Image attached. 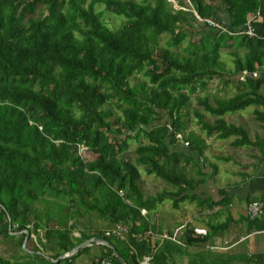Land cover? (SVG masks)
Here are the masks:
<instances>
[{"label": "trees", "instance_id": "16d2710c", "mask_svg": "<svg viewBox=\"0 0 264 264\" xmlns=\"http://www.w3.org/2000/svg\"><path fill=\"white\" fill-rule=\"evenodd\" d=\"M177 2L178 9L167 0H0V237L21 252L12 261L0 256V264H73L83 253L90 254L89 264H121L110 247L96 241L57 261L94 238L109 244L125 264H143L144 258L148 264H173L174 256L187 252L188 264H264L261 254L209 250L212 237L233 221L231 197L229 187L219 189L217 199L196 193L218 166L204 162L207 145L187 132L184 119L197 88L223 78L220 51L238 39L245 52L235 58L234 73L246 72L238 80L248 92L214 98L215 104L196 97L200 110L194 114L207 138L233 137V147L264 153V137L251 140L242 126L224 119L255 106L253 118L264 125V94L258 92L264 73L251 77L264 68V0ZM97 5L121 18L120 24L108 27ZM207 19L223 28L209 26ZM248 19L253 36L243 33ZM163 34L168 39L162 47ZM208 37L215 40L210 48ZM114 100L126 108L124 119L111 126L107 106ZM205 113L214 120H204ZM130 140L138 141L134 156ZM84 150L91 159L83 157ZM139 166L173 189L144 196ZM167 199L173 209L189 201L209 212L218 208L215 213L224 211L226 218L207 221L204 236H193L187 224L175 240L172 231L155 238L160 231L152 214ZM255 201L264 195L246 199ZM94 218L106 226L97 227ZM241 220L250 232L264 228V212ZM118 223L126 232L106 236Z\"/></svg>", "mask_w": 264, "mask_h": 264}, {"label": "crops", "instance_id": "0c3cea01", "mask_svg": "<svg viewBox=\"0 0 264 264\" xmlns=\"http://www.w3.org/2000/svg\"><path fill=\"white\" fill-rule=\"evenodd\" d=\"M242 74L234 73L232 74V80L228 82V85L230 87L225 88L226 86L223 85V87H215L217 93H219L220 97L226 96L227 93H231V96L239 93V92H248L247 89L243 88L241 86V83H239V80H241ZM239 79V80H238ZM203 89H209V86L203 88ZM215 91V92H216ZM259 93L264 94V86L260 87L258 90ZM230 96V97H231ZM253 107V110L251 109L250 112L242 113L241 111H237L234 113H230L228 115L224 116V119L234 125H240L242 126L246 132L248 133V137L251 140H256L257 138H263L264 136V125L258 123L253 118V111L255 106ZM247 107L246 109H248ZM245 110V109H244ZM241 112V113H240ZM207 119V118H206ZM210 122L214 120L213 117H211ZM200 133L202 131L200 130L199 125V132L198 135L201 136ZM263 136V137H262ZM207 139H204L205 144L207 145L208 141H218V143L215 144L212 150H215V155L210 154V151L208 150L210 148L209 144L206 147V150L204 151V155L207 153L210 154V156L213 157V161H209L210 164H216L217 166L225 167L227 164L229 167H236L237 169H234L230 174L232 175L228 180L227 186H217V187H211V183L209 184L207 182L206 186H200L197 188L196 193L200 195L201 197H212L214 198L210 190H215L217 198L219 197V189L224 187H229V196L231 197V203L229 205V213L231 214V217L233 218V221L230 222L228 226V230L226 232L217 233L215 236L212 237L210 240V246L209 250L212 252L218 251V252H230L231 254H243V255H252V254H261L264 256V235L263 234H251L252 232L248 231V223L246 221H242L241 217L246 216V199L248 198H258L262 195H264V153H262V150H258L256 147L253 146H244V147H233L231 145V142L233 141V137L228 139H219L216 135L205 137ZM225 144L228 145V148H226ZM179 147L182 148L183 144L180 142ZM221 148V149H220ZM228 149V151H226ZM226 151L228 153L226 154H220L218 152ZM206 157V155H205ZM222 157H225V162L217 163L215 160H220ZM208 168V167H207ZM208 170V169H206ZM210 170V169H209ZM209 189V191H208ZM215 199V198H214ZM166 201V200H165ZM165 201L163 203H165ZM162 203V204H163ZM183 203H188L189 205H194V209L196 211V214H206V215H215L218 210V208H214L213 211L209 212L206 211L207 209L203 207L202 209H199L197 206H195V203H191L189 201H184L179 204V207L177 209H174L175 212H177L179 209L183 207ZM162 205H160L161 207ZM157 209L152 214L153 221L158 225V229L160 232L155 233V238H163L167 237V232L172 231V236L174 233H176L175 238H177L178 235L181 234L183 229L187 226V223L185 221H180L177 223L173 230L167 229L166 227L162 226V219L157 218ZM216 212V213H215ZM142 214H145V211H141ZM182 213V212H181ZM220 216H213L217 219L213 218L214 222H221L226 218V214H219ZM177 216V215H176ZM220 217H223L221 220ZM183 222V223H182ZM203 223V222H202ZM184 225V226H183ZM200 225H202L200 223ZM204 223L202 226H193L194 228H200L204 229L207 233L206 226L204 227ZM101 227V226H100ZM176 228V229H175ZM193 228V230H194ZM241 240V241H240ZM239 241V242H238ZM97 250V249H96ZM173 264H188L189 262V252L187 253H181L180 255H176L172 258ZM148 264V262H147ZM150 264V263H149Z\"/></svg>", "mask_w": 264, "mask_h": 264}, {"label": "rangeland", "instance_id": "374dc122", "mask_svg": "<svg viewBox=\"0 0 264 264\" xmlns=\"http://www.w3.org/2000/svg\"><path fill=\"white\" fill-rule=\"evenodd\" d=\"M167 1H169L175 9L179 8L177 0H167ZM96 9L98 11L103 12V20L106 23V25L110 28L118 26L120 24V22L122 21L121 18L117 17L116 15L112 14L111 12L105 11L103 5H97ZM224 19L226 20L225 16H224ZM195 29H196V32H199V33L204 31L202 26L198 25V24L195 25ZM167 39H168L167 34L161 35L159 38V45L162 47L165 46V42L167 41ZM237 40L238 39H235L234 46H231L230 48L221 49V51H220V61L222 62V67L219 69V71L221 74H223V78H220V79L212 78L213 80H207V83H208L207 85L209 86V89L197 88L196 93L191 96L190 106L188 107V115L186 116L187 118L186 117L184 118V119L189 121L187 126H186L187 132H193L196 135H198V132H199V124L197 123L198 120L194 114V110H197V111L200 110L196 104V97L210 98V102H212V104H215L214 103L215 101L213 100L214 98L228 99V98H230L231 93H233L234 90L232 92L230 90V93H227L226 96L220 97L219 93H217V91H216V88L218 86L223 87V85L226 86L225 88L230 87L228 85V82L232 80V74H234V69H235L234 60H235V58L243 57L244 52H245L244 49L237 47V45H236ZM214 41H215L214 37H208L205 42H206V45L209 46V48H210V46H212ZM186 45H187L186 42L182 43V45L178 49H176V51L179 53H182V51ZM137 78H138V80H140L142 78V76L138 75ZM136 82H137V80L136 81L132 80L130 82V84H135ZM107 107L111 112L110 116L107 118V122L111 126H116L120 120L124 119V108H126V104H124L121 101L114 100V101L110 102V104H108ZM251 109L253 110V107L249 106L248 109H245L241 112L242 113H246L248 111L250 112ZM255 109L259 110V108H257V107H254V110ZM204 116H203L204 120L210 121L209 119L211 118V116H208L206 113L204 114ZM165 119L166 118H164V120ZM187 132L185 131L184 135H186ZM200 135L205 136L204 132L200 133ZM140 137H142V136H140ZM179 137L180 136H178L177 138L179 139ZM205 137H203V138L206 139ZM206 141H207V139H206ZM139 142L142 143V142H145V140L143 138H140ZM179 143H180V141H179ZM216 143H218V141H215V140L213 142L208 141L207 145L209 144V146H210V148L208 150H212ZM178 144H177V147L180 148ZM137 145H138V141L130 140L129 144H128V152L133 154ZM225 146H226V148H228L227 144H225ZM82 150H83V148H80V151H82ZM208 150H207V153L205 154L206 160L204 162H206V163L214 160L213 157L210 156V154L215 155V153H214L215 150L210 151V154L208 153ZM226 151H228V149ZM226 151L218 152V153L223 155V154L228 153ZM84 153L85 154H83V152H82L81 154H83V157L85 159L88 160V159L92 158V156L88 152L85 151ZM133 156H134V154H133ZM223 160H225V157H222V159L215 160V161L217 163H222V162H225ZM138 169L140 172L139 187L141 188L144 196H153V195H156L157 193H159L163 190H172L173 189L171 185L167 184L163 180L155 177L154 175L146 174L143 166H139ZM234 169H237V168L236 167H229L228 164L225 167L218 166L217 174L214 175L213 179L209 180L208 183L209 184L211 183L210 185L212 188L217 187V186H219V187L227 186L226 184L229 183L228 179L232 176L230 173ZM187 170H188L189 176L196 177L195 171L192 169V167H190V168L188 167ZM205 172H207V171H205ZM206 187H209V186L207 185ZM208 191H209V189H208ZM209 192L211 193V195L215 199H217V195H216L215 190H210ZM183 204H184L183 207L181 209H179L177 212H175V210L173 209L171 200H169V199H167L165 201V203L161 204L162 205L161 207H160V205L157 206L158 207L157 218L162 219V226L166 227L167 229L173 230L175 225L177 223H179L180 221H184V223L186 221L191 226H194V225L195 226H198V225L202 226L203 223L205 225V223L207 221L214 222L213 218L214 219H217V218L213 217V216H220L217 214H215V215H213V214L206 215V214H200V213L196 214V211L194 209L195 207L193 204L192 205H189L188 203H183ZM206 211H209V210H206ZM223 214H225L224 211L221 212V215H223ZM220 219L222 220L223 217H220ZM92 221H93V224L96 225L97 227L101 226V228H103L106 226L105 223H103L102 221H100L97 218L92 219ZM200 223L202 225H200ZM74 235H77V233H75ZM34 241H35L34 237L31 236V241H28V245H27L28 249L32 248V246L34 245ZM94 252H97V250L93 249L91 254ZM19 254H21V252L14 245V243L12 241L0 237V256H2L3 258H5L7 260L12 261L13 256L19 255ZM90 260H91L90 254L83 253L74 261L73 264H89Z\"/></svg>", "mask_w": 264, "mask_h": 264}, {"label": "built area", "instance_id": "2783aa9c", "mask_svg": "<svg viewBox=\"0 0 264 264\" xmlns=\"http://www.w3.org/2000/svg\"><path fill=\"white\" fill-rule=\"evenodd\" d=\"M205 22L211 27H215L217 29L223 28V25H221V24H219V23H217L211 19H207V20H205ZM245 26H246V28L243 31L244 34H247L249 36L255 35L250 19L247 20ZM260 73H264V68H262L261 70L253 72L251 74V77L257 78L260 76ZM245 75H247L246 72L242 73L241 80L244 78ZM263 212H264V201H255V202L248 203L246 205V214L250 218L260 216L263 214ZM125 232H126V227L124 225L118 223L111 230H107L105 235L109 236L110 234H113V235L120 237ZM205 232L206 231L204 229L194 228V235H196V236L197 235H204ZM251 234H263L264 235V228L260 231H254ZM175 235H176V233L173 234V236L171 238L172 240H175ZM147 261L148 260L146 258H144L143 264H147ZM96 264H111V262L108 259H102V260L96 262Z\"/></svg>", "mask_w": 264, "mask_h": 264}, {"label": "water", "instance_id": "95a60500", "mask_svg": "<svg viewBox=\"0 0 264 264\" xmlns=\"http://www.w3.org/2000/svg\"><path fill=\"white\" fill-rule=\"evenodd\" d=\"M27 238V237H26ZM26 238H25V240H24V242H23V249H24V244H25V241H26ZM94 241H99V242H101V243H103V244H105V245H107L108 247H110L112 250H113V254L115 255V257L119 260V262L121 263V264H125L124 263V261L121 259V257L118 255V254H116V252L114 251V249L109 245V244H107L105 241H102V240H97V239H94ZM84 244H86V242H84V243H82V244H79V245H77L76 247H74L69 253H66V254H63L62 256H60L58 259H57V261L58 260H60V259H63V258H67V257H70L79 247H82Z\"/></svg>", "mask_w": 264, "mask_h": 264}, {"label": "bare ground", "instance_id": "6f19581e", "mask_svg": "<svg viewBox=\"0 0 264 264\" xmlns=\"http://www.w3.org/2000/svg\"><path fill=\"white\" fill-rule=\"evenodd\" d=\"M247 215V214H246ZM252 232H254V231H252ZM204 235H206V232H205V234ZM204 235H197V236H204ZM193 236H196V235H193ZM95 239V238H94ZM94 239H89L88 241H86V244L87 245H90V243L91 242H93L94 241ZM241 241V240H240ZM97 243H101V242H99V241H96ZM239 242V241H238ZM85 245V244H84ZM147 259V258H146ZM109 260V259H108ZM110 261V260H109ZM144 261V260H143Z\"/></svg>", "mask_w": 264, "mask_h": 264}]
</instances>
